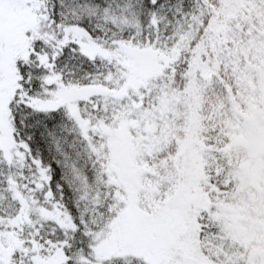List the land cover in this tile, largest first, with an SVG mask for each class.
<instances>
[{"label": "snow or ice", "instance_id": "6c2138e0", "mask_svg": "<svg viewBox=\"0 0 264 264\" xmlns=\"http://www.w3.org/2000/svg\"><path fill=\"white\" fill-rule=\"evenodd\" d=\"M0 264H264V0H0Z\"/></svg>", "mask_w": 264, "mask_h": 264}]
</instances>
